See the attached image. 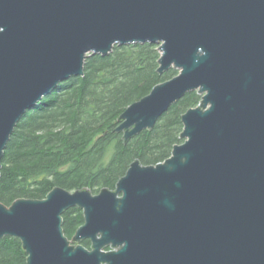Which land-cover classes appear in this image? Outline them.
<instances>
[{"label": "water", "instance_id": "95a60500", "mask_svg": "<svg viewBox=\"0 0 264 264\" xmlns=\"http://www.w3.org/2000/svg\"><path fill=\"white\" fill-rule=\"evenodd\" d=\"M137 43L159 44L158 72L179 74L117 131L128 142L197 90L184 142L156 165L134 161L114 190L0 202V238H20L27 264H264V0H0V176L28 109L90 55ZM71 207L85 222L69 239Z\"/></svg>", "mask_w": 264, "mask_h": 264}, {"label": "trees", "instance_id": "16d2710c", "mask_svg": "<svg viewBox=\"0 0 264 264\" xmlns=\"http://www.w3.org/2000/svg\"><path fill=\"white\" fill-rule=\"evenodd\" d=\"M157 44L116 45L108 55L93 54L85 74L63 81L56 90L28 109L4 151L0 202L44 199L55 187L89 188L98 193L116 189L131 164L156 165L171 156L183 130L182 115L199 104L197 91L174 103L153 129L124 139L117 131L119 117L154 86L175 77L171 68L160 74ZM85 222L84 211L63 213V229L72 239ZM91 247L89 239L82 242ZM22 241L0 238V264H27Z\"/></svg>", "mask_w": 264, "mask_h": 264}, {"label": "bare ground", "instance_id": "6f19581e", "mask_svg": "<svg viewBox=\"0 0 264 264\" xmlns=\"http://www.w3.org/2000/svg\"><path fill=\"white\" fill-rule=\"evenodd\" d=\"M137 44H139V43H137ZM152 44H154V43H152ZM157 45H158V49H159V44H157ZM114 47H115V46H114ZM114 47H113V48H114ZM159 52H160V51H159ZM160 57H161V53H160ZM159 59H160V58H159ZM85 62H86V61H85ZM159 66H160V63H159ZM172 68H173V67H172ZM158 69H159V68H158ZM178 74H179V73H178ZM178 74H177V75H178ZM177 75H176V76H177ZM195 91H197V90H195ZM197 92H198V91H197ZM198 94H199V93H198ZM199 95H201V94H199ZM201 100H202V95H201ZM201 100H200V102H201ZM200 102H199V104H200ZM132 104H133V103H132ZM199 104H198V105H199ZM198 105H197V106H198ZM195 107H196V106H195ZM119 118H120V117H119ZM157 122H158V121H157ZM183 129H184V125H183ZM182 131H183V130H182ZM181 133H182V132H181ZM180 138H181V136H180ZM181 139H182V138H181ZM182 140H183V139H182ZM183 142H184V140H183ZM183 142H182V143H183ZM180 144H181V143H180ZM171 154H172V153H171ZM78 244H79V243H77V244H75V245H78ZM24 250H25V249H24Z\"/></svg>", "mask_w": 264, "mask_h": 264}, {"label": "rangeland", "instance_id": "374dc122", "mask_svg": "<svg viewBox=\"0 0 264 264\" xmlns=\"http://www.w3.org/2000/svg\"><path fill=\"white\" fill-rule=\"evenodd\" d=\"M159 50V49H158ZM173 69H175L176 71H178V73H179V70L178 69H176V68H173ZM201 96V95H200ZM72 191H74V190H72Z\"/></svg>", "mask_w": 264, "mask_h": 264}, {"label": "flooded vegetation", "instance_id": "af4514ba", "mask_svg": "<svg viewBox=\"0 0 264 264\" xmlns=\"http://www.w3.org/2000/svg\"><path fill=\"white\" fill-rule=\"evenodd\" d=\"M82 243V242H81ZM108 249H110V248H108Z\"/></svg>", "mask_w": 264, "mask_h": 264}]
</instances>
